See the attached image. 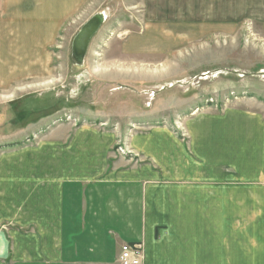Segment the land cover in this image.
<instances>
[{
    "label": "crops",
    "instance_id": "obj_1",
    "mask_svg": "<svg viewBox=\"0 0 264 264\" xmlns=\"http://www.w3.org/2000/svg\"><path fill=\"white\" fill-rule=\"evenodd\" d=\"M89 1L0 0V63L24 60L13 54L20 50L50 52ZM238 1L231 0L234 11L224 19L238 17ZM200 116L204 124H226L222 138L240 128L227 136L237 142L230 151H211L206 127L196 133ZM200 116L186 124L187 139L163 127L134 134L129 146L139 159L115 152L121 133L93 129L76 141L79 129L70 127L56 146L24 148L38 152L33 173L24 171L34 168L29 155L2 157L0 264H118L125 243L142 244L141 264H234L254 255H242L248 246L264 254V235L253 230L264 228V135L252 134L264 130V113ZM238 227L249 234L233 236Z\"/></svg>",
    "mask_w": 264,
    "mask_h": 264
},
{
    "label": "rangeland",
    "instance_id": "obj_2",
    "mask_svg": "<svg viewBox=\"0 0 264 264\" xmlns=\"http://www.w3.org/2000/svg\"><path fill=\"white\" fill-rule=\"evenodd\" d=\"M198 1L90 0L50 52L20 50L13 54L24 60L9 67L0 63V171L2 157L18 161L30 145L56 146L69 127L79 129L76 141L86 139L83 132L93 129L121 133L115 152L139 159L130 149V138L152 127L168 128L187 139L186 124L197 116L240 108L264 113V5L250 0L246 7L239 0L238 17L224 19L234 11L231 0ZM67 5H61L62 11ZM95 14H105L106 19L84 61L76 63L72 39ZM200 120L196 133L206 127L212 152L221 151L222 156L237 143L228 142L227 136L239 127L222 138L226 124ZM252 134L255 140L264 130ZM199 136L202 133L193 134L196 145ZM34 155L38 152L29 155L34 168L19 171L38 170ZM214 163L212 159L210 169ZM232 230L233 236L249 234L248 228ZM253 230L256 237L264 235L263 227ZM254 247L242 254L254 255L233 263L264 264L262 250Z\"/></svg>",
    "mask_w": 264,
    "mask_h": 264
},
{
    "label": "water",
    "instance_id": "obj_3",
    "mask_svg": "<svg viewBox=\"0 0 264 264\" xmlns=\"http://www.w3.org/2000/svg\"><path fill=\"white\" fill-rule=\"evenodd\" d=\"M104 19L102 14H95L86 21L71 43V55L76 63H82L85 59L91 39L98 32Z\"/></svg>",
    "mask_w": 264,
    "mask_h": 264
},
{
    "label": "built area",
    "instance_id": "obj_4",
    "mask_svg": "<svg viewBox=\"0 0 264 264\" xmlns=\"http://www.w3.org/2000/svg\"><path fill=\"white\" fill-rule=\"evenodd\" d=\"M142 257L141 243H125L120 248L117 260L118 264H141Z\"/></svg>",
    "mask_w": 264,
    "mask_h": 264
},
{
    "label": "bare ground",
    "instance_id": "obj_5",
    "mask_svg": "<svg viewBox=\"0 0 264 264\" xmlns=\"http://www.w3.org/2000/svg\"><path fill=\"white\" fill-rule=\"evenodd\" d=\"M103 15V19H106V16H105V14H102Z\"/></svg>",
    "mask_w": 264,
    "mask_h": 264
}]
</instances>
